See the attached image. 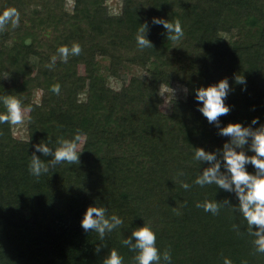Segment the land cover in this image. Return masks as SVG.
<instances>
[{
	"label": "trees",
	"instance_id": "1",
	"mask_svg": "<svg viewBox=\"0 0 264 264\" xmlns=\"http://www.w3.org/2000/svg\"><path fill=\"white\" fill-rule=\"evenodd\" d=\"M66 1L0 0V14L19 13L18 24L0 27V113L10 95L27 109L26 138L0 123V264H105L113 249L123 264H135L132 234L146 225L156 232L158 249L171 253V264H224L225 258L264 264L254 243L259 226L247 222L225 158L229 149L254 156L253 137L240 145L222 133L230 123L264 131V0H113L115 12L109 0H73L71 9ZM154 17L179 21L183 35L171 40L174 33ZM145 22L153 46L140 48L136 36ZM73 44L81 51L65 60L57 50ZM126 64L146 75L127 82L116 70ZM235 76H245L246 85ZM225 78L230 110L209 122L197 90ZM175 84L186 94L171 98L169 112L153 109L162 87ZM57 85L59 93L52 90ZM77 132L86 135L79 160L53 165L59 140ZM201 148L215 159L196 160ZM33 155L48 165L38 178L29 172ZM217 164L231 190L195 184ZM246 169L258 171L251 163ZM160 171L164 181L157 180ZM205 200L219 212L197 207ZM92 206L123 223L103 236L85 230L81 222ZM159 264H166L163 257Z\"/></svg>",
	"mask_w": 264,
	"mask_h": 264
},
{
	"label": "clouds",
	"instance_id": "2",
	"mask_svg": "<svg viewBox=\"0 0 264 264\" xmlns=\"http://www.w3.org/2000/svg\"><path fill=\"white\" fill-rule=\"evenodd\" d=\"M19 22V13L15 8H10L0 14V27L7 24L15 26ZM154 24H162L164 28L170 30L173 35L170 39L176 41L183 35L182 26L179 21L175 24L154 17ZM142 27L138 30L136 39L140 48L152 47L151 41L147 38L146 28L147 22L141 24ZM66 60L69 52L78 55L81 51L79 44H73L69 50L66 46H61L57 50ZM56 57H52V63L48 67L54 66ZM235 82L246 85L245 76H235ZM230 89L229 80L227 78L220 80L217 84L202 87L197 90L196 99L202 101L200 112L208 119L209 122L216 121L221 115H226L229 112V106L226 105L225 99L228 96ZM54 92L59 93V85L54 86ZM246 90V89H245ZM5 111L0 113V123H9L18 125L25 118L27 109L22 107L21 101L15 96H6L2 98ZM258 119H253V123H257ZM224 135H231L240 145L246 143L247 137H253L252 150L255 155L252 157L246 156L243 152H237L229 149L225 153L228 171L232 174V184L235 185V190L241 201V210L247 219L249 225L259 226V231L255 233L260 237L255 240L256 250L264 253V131L251 133L248 128H244L240 123H230L222 129ZM83 142V134L77 132L72 139L59 140V147L54 152L53 165L61 162L74 163L79 160L80 144ZM37 148L44 154H49L51 149L46 144L37 145ZM194 158L196 160L213 161L214 155L206 153L202 148L195 151ZM251 163L258 170L255 175L250 174L246 169V164ZM220 165L217 164L203 172L202 176H197L195 184L203 187L207 184L215 183L216 185L231 190L232 184L226 182L225 179L218 177ZM29 172L40 177L42 173L48 172V165L43 164L35 155L31 157L29 164ZM185 189L190 187L189 184L182 185ZM197 207H202L206 212L217 214L219 212L218 204L205 200L202 203H197ZM95 214V215H94ZM122 219L113 214L110 219L105 218V209L103 207H89L81 222V226L85 229H94L104 235L105 229L111 231L116 226L122 224ZM137 238L136 248L139 249L138 254L133 258L135 264H150V262H159L161 257L166 264H171L172 256L167 250L161 252L156 246L157 235L150 226H144L134 231L132 234ZM127 245L129 240L122 241ZM105 264H123V257L116 249L111 251L110 256L106 259ZM224 264H232L229 258H225Z\"/></svg>",
	"mask_w": 264,
	"mask_h": 264
},
{
	"label": "rangeland",
	"instance_id": "3",
	"mask_svg": "<svg viewBox=\"0 0 264 264\" xmlns=\"http://www.w3.org/2000/svg\"><path fill=\"white\" fill-rule=\"evenodd\" d=\"M66 2H67V7L69 9H71L72 5H73V0H67ZM108 4H109V6L112 7V8L111 7L110 8L114 12L119 10L117 8L118 4L116 1L109 0ZM98 59L102 65L106 64L108 66L110 64L109 58L101 56ZM79 67H80L81 74L84 77L90 74L91 70L89 67L85 66V64H80ZM116 70H119L121 72L123 79H125L127 82L130 81V78L133 75H141V76L146 75V72L142 68L137 67L135 65H131V64H126V65H124V67L122 65L121 66L117 65ZM32 73H34V70ZM18 76L19 77L17 79H20L21 76L20 75H18ZM109 80H110V83L113 87H116V88L120 87L121 84H120L119 80H117L115 78H109ZM185 94H186V87L181 85V84H175L174 86H171V87L163 86L161 89L160 97H157L151 103L152 108L153 109H161L163 111L169 112L171 110V103H170L171 98L184 96ZM37 97H38V94L36 93L35 98L37 99ZM23 121H26V119H24ZM23 121H22V123H23ZM22 123H20L18 126L14 125L13 131H14V137L15 138L20 139V138H26L27 137V132H26L25 127L23 126ZM79 133H81V132H79ZM81 134H83V133H81ZM85 139H86V135L83 134V142L80 144V148H82L83 144L85 143ZM163 178H164V173L162 171H160L158 176H157V180L164 181Z\"/></svg>",
	"mask_w": 264,
	"mask_h": 264
}]
</instances>
